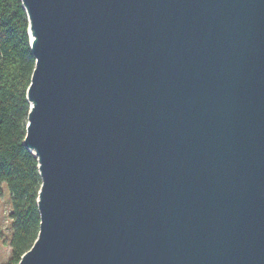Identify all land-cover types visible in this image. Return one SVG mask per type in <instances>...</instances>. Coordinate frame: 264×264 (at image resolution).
Here are the masks:
<instances>
[{
    "label": "water",
    "instance_id": "obj_1",
    "mask_svg": "<svg viewBox=\"0 0 264 264\" xmlns=\"http://www.w3.org/2000/svg\"><path fill=\"white\" fill-rule=\"evenodd\" d=\"M39 231L17 264H264V0H21Z\"/></svg>",
    "mask_w": 264,
    "mask_h": 264
},
{
    "label": "trees",
    "instance_id": "obj_2",
    "mask_svg": "<svg viewBox=\"0 0 264 264\" xmlns=\"http://www.w3.org/2000/svg\"><path fill=\"white\" fill-rule=\"evenodd\" d=\"M34 66L21 0H0V188L4 183L8 186L12 224L6 264L19 262L40 225L37 159L23 144L30 109L26 93Z\"/></svg>",
    "mask_w": 264,
    "mask_h": 264
},
{
    "label": "rangeland",
    "instance_id": "obj_3",
    "mask_svg": "<svg viewBox=\"0 0 264 264\" xmlns=\"http://www.w3.org/2000/svg\"><path fill=\"white\" fill-rule=\"evenodd\" d=\"M11 196L6 183L0 188V264H6L10 256L9 241L12 224L9 218Z\"/></svg>",
    "mask_w": 264,
    "mask_h": 264
}]
</instances>
